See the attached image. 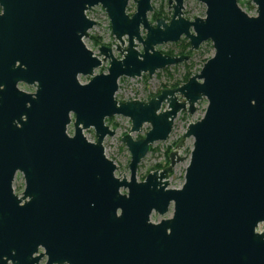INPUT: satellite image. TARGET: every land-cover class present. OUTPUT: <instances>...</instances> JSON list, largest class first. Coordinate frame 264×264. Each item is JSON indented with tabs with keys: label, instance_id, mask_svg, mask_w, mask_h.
Returning a JSON list of instances; mask_svg holds the SVG:
<instances>
[{
	"label": "water",
	"instance_id": "1",
	"mask_svg": "<svg viewBox=\"0 0 264 264\" xmlns=\"http://www.w3.org/2000/svg\"><path fill=\"white\" fill-rule=\"evenodd\" d=\"M183 1L168 0L170 20L151 24V0H0V264H177L179 248L185 264H264V234L255 233L264 221V0H252L255 16L237 0H197L205 13L193 20L183 17ZM96 6L120 58L105 45L96 56L83 42L96 25L86 12ZM181 38L191 51L212 45L198 73L148 101L115 99L120 78H150L187 61L155 50ZM106 61V73L94 74ZM202 99V118L176 145L193 139L182 186L167 182L186 159L177 152L137 181L150 146ZM114 116L130 121L120 138L128 179L115 176L104 153L115 135L105 120ZM89 129L94 142L83 134ZM170 207L171 219L150 220Z\"/></svg>",
	"mask_w": 264,
	"mask_h": 264
},
{
	"label": "rangeland",
	"instance_id": "2",
	"mask_svg": "<svg viewBox=\"0 0 264 264\" xmlns=\"http://www.w3.org/2000/svg\"><path fill=\"white\" fill-rule=\"evenodd\" d=\"M240 9L247 13L249 16H255V6L252 0H237ZM151 6L153 11L147 14L148 20L151 24H154L153 15L155 18H163L168 22L172 15V9L168 7V0H151ZM252 7V8H251ZM135 11V4L129 1L126 12L131 15ZM183 17L187 20H193L194 18H203L205 13V6L197 0H184L183 1ZM89 19L93 20L96 25L88 31V37L83 39L85 46L91 50L94 54L98 55V47L105 45L111 47L115 58H120V54L115 51L116 40L111 35L109 20L100 6L93 7L86 12ZM143 34V32H142ZM92 38L100 39L97 45L93 44ZM183 40V39H181ZM178 43H166L158 45L155 50L166 54L167 51H172V56H178L183 46L188 43L187 40ZM138 51H141V46L138 45ZM183 52V51H182ZM214 54L211 43H202L198 50L191 51L185 49L183 55L189 56L187 61L181 64L166 67L162 70L156 71L150 78L146 74L141 75L139 78L129 79L120 78L118 81V90L115 94V99L119 102L129 100L148 101L150 98L159 94L163 89H172L181 86L185 77H190L200 71L203 64L210 59ZM169 55V54H168ZM108 62L106 61L100 68L94 71V74L106 73ZM148 78V79H147ZM89 77H79L80 83H86ZM19 89L22 91L32 93L33 88L24 84H19ZM150 97V98H149ZM182 101L181 97H178ZM207 102L205 99L199 101L196 105V111L192 115H188L186 112H180L173 122L171 133L166 141L155 142L150 146L149 152L141 160L138 165L136 178L137 181H142L147 174L162 170L169 164L170 152H177L180 157H185V161L175 164L171 172L168 174V188L178 189L182 186L184 181L185 168L188 164V159L192 149V138L184 140L183 146L177 149L176 145L181 140L182 135L188 124L194 123L200 120L204 114ZM105 124L110 128H115V135L113 137H106L103 141L105 156L113 161L117 167L115 176L122 178L123 176L128 179L129 170L127 168L130 155L125 145L121 143L120 138L129 133L130 121L127 118L121 116H114L105 120ZM149 125H143L142 129L138 133H131V137L134 140L144 137V134L149 130ZM73 132L72 126L67 127V133L71 135ZM86 139L94 142L95 136L92 129L84 131ZM23 179L20 174L15 176L13 182V191L17 195H21L23 190ZM125 192V191H121ZM172 213L171 207L165 215L159 216L152 213L150 220L153 223L169 217ZM44 260H42V263Z\"/></svg>",
	"mask_w": 264,
	"mask_h": 264
},
{
	"label": "flooded vegetation",
	"instance_id": "3",
	"mask_svg": "<svg viewBox=\"0 0 264 264\" xmlns=\"http://www.w3.org/2000/svg\"><path fill=\"white\" fill-rule=\"evenodd\" d=\"M183 11V10H182ZM158 18V17H157ZM156 19V18H155ZM154 19V21H155ZM181 39H184L186 40L185 38H181ZM180 39V40H181ZM179 40V41H180ZM188 42V41H187ZM178 43V42H177ZM200 47V46H199ZM190 49V47H189ZM183 55V54H182ZM178 56H181V55H178ZM172 218V215H170L169 217L165 218V219H171ZM167 234L169 235L170 234V230L167 229L166 230ZM255 233L259 234V235H263L264 234V221H261L257 224V227L255 228ZM264 236V235H263ZM44 260V259H43ZM41 264L42 263V260L40 262ZM177 264H185V253L182 251V248H179L178 249V255H177Z\"/></svg>",
	"mask_w": 264,
	"mask_h": 264
},
{
	"label": "trees",
	"instance_id": "4",
	"mask_svg": "<svg viewBox=\"0 0 264 264\" xmlns=\"http://www.w3.org/2000/svg\"><path fill=\"white\" fill-rule=\"evenodd\" d=\"M153 18L155 19V15H153ZM92 40H93L92 42H93L94 45H97L98 42H100V39H97V38H92ZM181 41L184 42L185 40L183 39V40H181ZM185 49H189V43H186V44L183 46V48L181 49L180 53L177 54V55H182V54L184 53V50H185ZM182 51H183V52H182ZM166 54L172 55L173 53H172V51H167ZM188 78H189L188 76L185 77L183 83H185V82L188 80ZM149 98H150V97H149Z\"/></svg>",
	"mask_w": 264,
	"mask_h": 264
},
{
	"label": "built area",
	"instance_id": "5",
	"mask_svg": "<svg viewBox=\"0 0 264 264\" xmlns=\"http://www.w3.org/2000/svg\"><path fill=\"white\" fill-rule=\"evenodd\" d=\"M96 55V54H95ZM96 56H98V55H96Z\"/></svg>",
	"mask_w": 264,
	"mask_h": 264
}]
</instances>
